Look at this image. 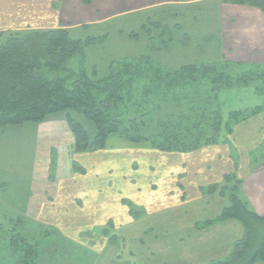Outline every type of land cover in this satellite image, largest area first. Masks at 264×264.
I'll return each mask as SVG.
<instances>
[{
  "label": "trees",
  "instance_id": "16d2710c",
  "mask_svg": "<svg viewBox=\"0 0 264 264\" xmlns=\"http://www.w3.org/2000/svg\"><path fill=\"white\" fill-rule=\"evenodd\" d=\"M82 1L89 5L94 0ZM222 1L256 6L264 11V0ZM159 23L154 24L160 27ZM81 27L87 28V25ZM161 27L160 34L168 30V24ZM172 28L180 29L181 25L175 24ZM71 30L49 27L0 31V127L41 123L52 115L64 113L74 134L76 153L104 148L109 137L117 134L132 143L150 142V147L162 151L190 152L227 142L235 124L264 111L262 105L230 111L224 118L218 106L209 113L213 95L221 89L252 85L264 91V64L219 60L168 69L143 54L119 59L110 65L107 75L98 76L96 70L92 74L88 72L84 58L78 69L65 66L74 56L85 57L89 45L108 35L73 38ZM130 36L139 37V34L133 31ZM60 69L67 73L57 77L46 74ZM184 95L191 96L187 102L177 101L174 106L187 105L192 114L180 112L172 120L169 117L173 113H169L165 119H157L154 125L160 128L158 135H150L148 129L130 132L121 128L122 116L141 111L142 117L132 120L140 119L138 122L144 126L146 116L155 118L144 107L156 108L155 99L171 107L174 104L171 97L179 99ZM81 116L91 121L93 127L88 129ZM224 181L223 186L210 185L207 192L220 189L229 203L203 224L237 220L244 228V235L233 243L229 256L207 264H255L264 260V216L257 214L249 201L240 196L242 179L236 174H226ZM3 208L0 202V217L3 218L0 222V264H51L45 259L42 261L44 238L51 231H43L40 223L29 225L24 215L12 216ZM109 237L111 241L119 240L118 235Z\"/></svg>",
  "mask_w": 264,
  "mask_h": 264
},
{
  "label": "rangeland",
  "instance_id": "374dc122",
  "mask_svg": "<svg viewBox=\"0 0 264 264\" xmlns=\"http://www.w3.org/2000/svg\"><path fill=\"white\" fill-rule=\"evenodd\" d=\"M217 7L218 2L213 0L185 6L181 11L155 10L116 18L103 25L72 29L73 38L108 36L89 45L85 57L80 55L72 57L65 67L78 69L84 58L90 74L96 70L98 76H105L110 72V65L113 62L143 54L149 55L155 63L168 69H176L189 63L219 61L222 55L217 45L219 11L214 10ZM156 21L160 22V27L155 26ZM164 24H168V30L165 29L166 32L160 34L163 29L161 26ZM175 24H180L181 28H172ZM133 31H136L139 37L130 36ZM171 36L173 40H170ZM66 73L65 69L46 72L49 77ZM256 90L261 91L259 88ZM261 93L264 95V91ZM224 95L222 99L225 98ZM190 96L184 95L179 99L171 97L170 101L174 103L171 107H165L163 101L155 99L153 104L156 108L144 107L146 111L150 110V116L155 118L146 116L144 119L146 124L141 126L138 122L140 119L137 122L132 120L135 117H142L141 111L139 113L135 111L132 116L128 114L121 117L123 119L121 128L130 132L133 129L142 132L148 129L150 135H158L160 128L154 125L157 119L159 121L165 119V115L169 113H173V116L169 117L172 120L180 112L192 114L189 113L187 105L181 108L174 106L177 101L187 102ZM262 99L264 102V96ZM160 104H163L161 109ZM216 108L211 102L209 113ZM81 120L85 121L88 129L93 127L91 121L82 116ZM45 121L41 124L43 128L34 183V203L39 202L38 200L41 203L40 219L19 214L14 207L5 204L3 208L9 215H24L28 218L29 225L33 226L32 222L40 223L43 225V231H51L44 238L42 261L45 259L51 264H192L189 252L194 248L201 250L204 248L199 245L196 237H193L195 245L189 246L188 243L183 246L174 238V233L172 237L162 236L164 234L162 228L175 229L176 209L168 212L171 218L169 217L168 222H161L162 227L158 215H155L164 205L160 197L165 196L167 186L174 187L175 190L167 195L169 203L176 200L179 187L177 177L171 169L168 173L173 177L170 178L168 175V178V173L165 174L162 169L167 166L170 168V162L174 159L168 157L167 165L164 159L153 152L152 149L156 148L152 146L151 149L145 148L150 142H141L146 146H136L140 143L130 142L136 147L148 150L137 148L133 153L128 152L125 146L129 141L123 142L121 139H127L120 134L110 136L104 148L76 153L74 134L65 119V114L52 115ZM228 144L233 155H237L235 146L231 142ZM119 149L125 150L119 153L117 151ZM263 152L264 143L249 151V156L255 159L261 157ZM96 189L108 203L105 213L102 207L91 206L90 190L95 194ZM123 206L129 212L124 211ZM42 214L45 216L42 217ZM138 215L140 218L136 217ZM128 218L136 221L127 223ZM2 219L0 217V222ZM151 226L155 229L152 233L148 230ZM112 235H118L119 240L111 241L109 236ZM183 241H187V238ZM188 255L190 258L185 259ZM207 255L204 253L199 256L202 259L208 258Z\"/></svg>",
  "mask_w": 264,
  "mask_h": 264
},
{
  "label": "crops",
  "instance_id": "0c3cea01",
  "mask_svg": "<svg viewBox=\"0 0 264 264\" xmlns=\"http://www.w3.org/2000/svg\"><path fill=\"white\" fill-rule=\"evenodd\" d=\"M208 1L213 0H94L89 5L84 4L82 0H0V31L49 27L78 29L84 25L89 28L123 16L155 10L181 11L185 6ZM216 1L218 7L214 10L219 11L217 45L222 55L219 60L264 64V11L256 6ZM217 95H213L211 102L215 107L220 106L224 118L233 110H246L264 105L263 93L254 86L221 89ZM43 123L0 128V202L3 207L4 204L14 207L19 214L36 217L37 220L40 219L42 210L39 208L40 200L34 203L37 171L35 166ZM229 142L235 146L237 155L231 152ZM263 143L264 111L235 124L225 143L210 144L190 152H163L152 149L167 165L168 157L174 159L170 162V168L167 166L162 169L165 174L172 169L179 184L176 200L169 203L167 195L175 190L174 187L167 186L165 196L160 197L164 205L157 214H153L158 215L162 227L161 222L169 221L171 214L168 212L176 209L175 229L162 228V236L172 237L174 233V238L183 246L188 243L189 246L195 245L193 237H196L199 245L204 248H194L189 252L192 264H207L226 257L231 253L235 240L244 235V228L237 220L203 224L206 219L217 216L229 203L228 197L222 195L220 189L207 192L212 184L225 185L226 174H236L242 179L240 196L249 201L257 214L264 216V152L261 157L255 159L249 156V151ZM127 144L125 147L128 152L133 153L137 148L148 150L136 147L146 146L141 143L136 146L130 142ZM145 148L151 149L149 145ZM124 150L117 151L121 153ZM168 175L173 177L171 173H168L167 177ZM90 192L91 206L102 207L105 213L108 203L104 197L97 189L95 194L93 190ZM122 208L129 212L126 207ZM43 216L45 215L42 214ZM134 221L136 220L128 218L126 222ZM153 228L149 227V232H154ZM184 238H187V241L184 242ZM204 253L208 254V258L201 259L199 255ZM189 256L185 259L190 258ZM255 264H264V260Z\"/></svg>",
  "mask_w": 264,
  "mask_h": 264
}]
</instances>
